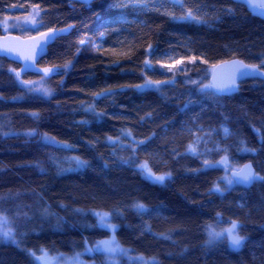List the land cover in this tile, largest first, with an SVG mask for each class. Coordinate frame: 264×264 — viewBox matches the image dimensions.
<instances>
[{"label": "trees", "instance_id": "trees-1", "mask_svg": "<svg viewBox=\"0 0 264 264\" xmlns=\"http://www.w3.org/2000/svg\"><path fill=\"white\" fill-rule=\"evenodd\" d=\"M124 1L0 0V20L40 11L38 28L15 33L74 25L43 73L21 76L46 73L48 96L0 56V214L16 238H0V264H42L43 252L111 237L146 264H264V80L228 96L209 89L225 60L264 69V20L230 0ZM147 78L166 82L141 87ZM223 157L251 161L261 180L221 191L223 171L209 164ZM141 162L170 182L146 180L132 168ZM218 213L240 222L239 250L211 240ZM86 257L106 264L102 251Z\"/></svg>", "mask_w": 264, "mask_h": 264}, {"label": "water", "instance_id": "water-1", "mask_svg": "<svg viewBox=\"0 0 264 264\" xmlns=\"http://www.w3.org/2000/svg\"><path fill=\"white\" fill-rule=\"evenodd\" d=\"M69 1L85 4L87 7H90L91 4L97 0ZM230 1L244 5L253 16L264 20V0ZM73 28L74 25L51 28L29 36H23L16 33L0 34V56L6 57L11 62L20 65V69L18 70L19 76L24 74H41L43 71L39 66V63L48 54L49 47L60 37L67 36ZM248 79L264 80V69L255 64H248L239 58L225 60L216 64L212 68L209 79V89L217 95H232L239 90L241 83ZM121 163L124 165L128 164L127 161H121ZM132 168L142 173L144 178L152 184L165 185L170 182V176L168 173H156L147 162H141L132 166ZM249 168L254 176L257 177L256 168L251 161L243 163L239 169H233L230 171V177L237 186L250 189L255 184L256 179L247 182L240 181V174L249 170ZM149 174L153 177L163 176L165 179L162 182H156L155 180L148 178ZM233 222H236L239 225L238 229L233 234H238L240 237H243L240 234V222L235 220L225 227L222 233V238L225 239L229 249L237 251L241 248L244 239L241 246L238 248L231 246V239L227 230L232 228Z\"/></svg>", "mask_w": 264, "mask_h": 264}, {"label": "rangeland", "instance_id": "rangeland-1", "mask_svg": "<svg viewBox=\"0 0 264 264\" xmlns=\"http://www.w3.org/2000/svg\"><path fill=\"white\" fill-rule=\"evenodd\" d=\"M39 24L40 11L37 8H29L28 11L20 13L19 15L17 14V16H7L0 20V27L2 29L3 34L15 33L16 31H22L24 29H35L39 27ZM106 25L107 23H103L101 26L102 29L106 27ZM23 34L24 33L22 32L20 35ZM19 79L21 80V83H23L26 87L30 89V91L40 93L44 96H48L53 92L52 87L47 82L46 73L35 78L20 77ZM164 82H166V80H154L151 78H147L144 84L141 85V87H159ZM43 140L49 143L58 144L65 147L70 146L67 142L60 141L59 139L49 135L43 136ZM191 149V151L194 150L193 148ZM209 165H216L220 167L223 171V175L218 184V187L221 191H230L233 189L234 186H236L235 182L230 177V171L233 169H239L241 167L239 164L234 165L233 161L230 160L228 157H223L218 162H211ZM257 177L262 178L259 174H257ZM0 220H2V222H0V234L8 232L12 235V238H5L0 235V238L4 239L5 241H16L14 232H12V228L9 224L8 218L5 215L0 214ZM99 220L102 225H105L107 222V214L99 215ZM221 221L211 227V240H216L222 236L223 229L225 227ZM91 250H94L96 252H104L106 255V264H138L140 263V261L142 262V264H146V261H144L141 257H138V259L140 260L139 261L138 259L132 257L134 255H130V253L127 254V252L125 253L124 251L127 250V248H125L121 244L119 245L114 237L103 241H98L92 246L89 245L84 251L77 252L72 255H50L46 252H43L38 258L42 264H97L95 259H88L86 257V255L89 254V251Z\"/></svg>", "mask_w": 264, "mask_h": 264}, {"label": "snow or ice", "instance_id": "snow-or-ice-1", "mask_svg": "<svg viewBox=\"0 0 264 264\" xmlns=\"http://www.w3.org/2000/svg\"><path fill=\"white\" fill-rule=\"evenodd\" d=\"M143 167H146V166H143ZM148 178L153 179L156 182H162L165 179V177H163V176L153 177L150 174H149ZM252 179H261V178L254 176V174L251 172L250 168H249V170L240 174V181L247 182V181H250ZM240 181H238V182H240ZM137 207L143 209L144 206L138 205ZM0 222H2V220H0ZM102 226H107V225H102ZM238 227H239V225L236 222H233L232 228L227 230L229 233L230 239H231V246L234 248H238L239 246H241L242 241H243V237H240L238 234H233L236 232ZM0 235H2L5 238H12L11 233H8V232L2 233Z\"/></svg>", "mask_w": 264, "mask_h": 264}, {"label": "bare ground", "instance_id": "bare-ground-1", "mask_svg": "<svg viewBox=\"0 0 264 264\" xmlns=\"http://www.w3.org/2000/svg\"><path fill=\"white\" fill-rule=\"evenodd\" d=\"M238 58H239V57H238ZM239 59H240V58H239ZM241 60H243V59H241ZM243 61H244V60H243ZM244 62H246V61H244ZM246 63H247V62H246ZM248 64H250V63H248ZM17 73H18V72H17ZM20 77H21V76H20ZM223 218H224L223 215H222L221 213H218V222L222 220L221 222L223 223L224 227L230 225L232 221H235V220H236V219H228V220L224 221ZM228 218H229V217H228ZM224 229H225V228H224ZM224 229H223V230H224ZM240 234H241V233H240Z\"/></svg>", "mask_w": 264, "mask_h": 264}]
</instances>
